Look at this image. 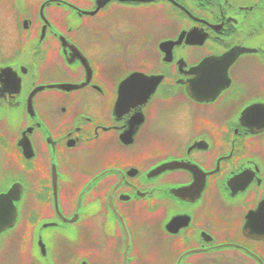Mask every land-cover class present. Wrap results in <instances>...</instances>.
<instances>
[{"label": "flooded vegetation", "instance_id": "af4514ba", "mask_svg": "<svg viewBox=\"0 0 264 264\" xmlns=\"http://www.w3.org/2000/svg\"><path fill=\"white\" fill-rule=\"evenodd\" d=\"M0 264H264V0H0Z\"/></svg>", "mask_w": 264, "mask_h": 264}, {"label": "rangeland", "instance_id": "374dc122", "mask_svg": "<svg viewBox=\"0 0 264 264\" xmlns=\"http://www.w3.org/2000/svg\"><path fill=\"white\" fill-rule=\"evenodd\" d=\"M160 127H162V130L168 131V132H172L174 130V125L173 123L170 122H165V124H160Z\"/></svg>", "mask_w": 264, "mask_h": 264}]
</instances>
